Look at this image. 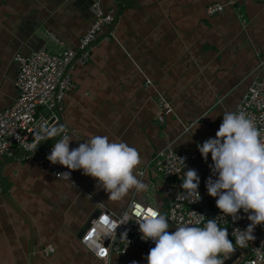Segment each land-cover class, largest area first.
<instances>
[{
	"label": "crops",
	"instance_id": "0c3cea01",
	"mask_svg": "<svg viewBox=\"0 0 264 264\" xmlns=\"http://www.w3.org/2000/svg\"><path fill=\"white\" fill-rule=\"evenodd\" d=\"M94 1L0 0V111L17 96L15 53L75 49ZM97 1L115 12L114 38L100 37L89 59L75 63L60 123L40 147L58 141L45 157L62 176L21 159L16 147L0 158V264H102L79 241L97 202L121 213L134 198L162 210L167 196L151 159L165 148L203 147L240 163L244 177L264 179V151H249L254 136L232 121L264 60V2L236 0L234 9L208 16V4L226 0ZM160 96L174 109L163 121ZM64 128L70 133L60 138ZM145 166L139 179L135 171ZM204 169L201 159L189 164L183 184L199 186ZM109 264L163 261L136 244Z\"/></svg>",
	"mask_w": 264,
	"mask_h": 264
},
{
	"label": "built area",
	"instance_id": "2783aa9c",
	"mask_svg": "<svg viewBox=\"0 0 264 264\" xmlns=\"http://www.w3.org/2000/svg\"><path fill=\"white\" fill-rule=\"evenodd\" d=\"M235 5L236 0L213 2L205 12L212 16ZM90 10L93 20L75 49L50 51L41 47L27 55L15 53L17 96L0 111V158L12 155L16 147L21 159H33L56 177L62 176L45 157L46 150L58 148V141L45 150H40L41 144L60 123L64 97L75 85L71 77L75 63L89 59L91 47L100 37L106 41L114 38V10L104 11L97 0ZM239 17L246 26L244 17ZM157 105L160 121L174 113L172 103L162 96ZM232 121L240 131L254 136L249 151H264V60L236 105ZM68 133L70 130L64 128L60 138ZM198 159L205 162L204 174L199 186L187 187L183 184L184 170ZM151 160L163 181L165 206L160 210L153 201L131 198L117 213L97 202V214L79 237L97 261L109 264L112 255L124 258L138 244L147 253H159L163 264H216L226 256L227 246L210 233L207 227L213 226L220 228V233L226 228L222 234L247 249L237 264H264V179L260 174L244 177L240 163L225 162L203 147L191 152L165 148ZM147 168L135 171L139 179L144 178Z\"/></svg>",
	"mask_w": 264,
	"mask_h": 264
},
{
	"label": "water",
	"instance_id": "95a60500",
	"mask_svg": "<svg viewBox=\"0 0 264 264\" xmlns=\"http://www.w3.org/2000/svg\"><path fill=\"white\" fill-rule=\"evenodd\" d=\"M4 199L5 196L0 195ZM5 200V199H4ZM208 230L211 234L216 236L223 244L227 246V254L223 260L218 261L216 264H237L240 260L247 254L246 248L237 247L233 242H231L228 237L219 232L220 228H214L213 226H208Z\"/></svg>",
	"mask_w": 264,
	"mask_h": 264
},
{
	"label": "rangeland",
	"instance_id": "374dc122",
	"mask_svg": "<svg viewBox=\"0 0 264 264\" xmlns=\"http://www.w3.org/2000/svg\"><path fill=\"white\" fill-rule=\"evenodd\" d=\"M222 233H226V228L221 229ZM232 242H234V244L239 247V245L237 244V242H235L234 240L231 239Z\"/></svg>",
	"mask_w": 264,
	"mask_h": 264
}]
</instances>
